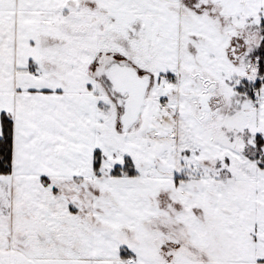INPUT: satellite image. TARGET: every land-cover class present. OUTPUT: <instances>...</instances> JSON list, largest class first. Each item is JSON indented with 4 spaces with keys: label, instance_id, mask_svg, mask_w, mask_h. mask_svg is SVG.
Instances as JSON below:
<instances>
[{
    "label": "snow or ice",
    "instance_id": "6c2138e0",
    "mask_svg": "<svg viewBox=\"0 0 264 264\" xmlns=\"http://www.w3.org/2000/svg\"><path fill=\"white\" fill-rule=\"evenodd\" d=\"M0 264H264V0H0Z\"/></svg>",
    "mask_w": 264,
    "mask_h": 264
}]
</instances>
